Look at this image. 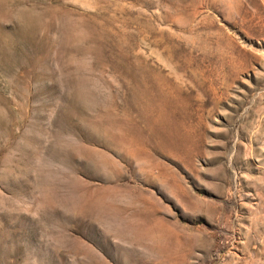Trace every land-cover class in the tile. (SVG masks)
<instances>
[{"label":"rangeland","instance_id":"obj_1","mask_svg":"<svg viewBox=\"0 0 264 264\" xmlns=\"http://www.w3.org/2000/svg\"><path fill=\"white\" fill-rule=\"evenodd\" d=\"M0 264H264V0H0Z\"/></svg>","mask_w":264,"mask_h":264}]
</instances>
